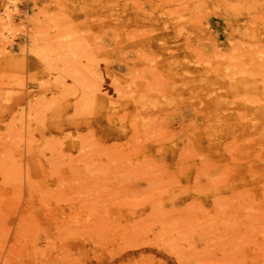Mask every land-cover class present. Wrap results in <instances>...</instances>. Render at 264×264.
I'll list each match as a JSON object with an SVG mask.
<instances>
[{
    "label": "rangeland",
    "instance_id": "374dc122",
    "mask_svg": "<svg viewBox=\"0 0 264 264\" xmlns=\"http://www.w3.org/2000/svg\"><path fill=\"white\" fill-rule=\"evenodd\" d=\"M171 1L16 0L11 50L0 51V86H12L0 99V264H264V141L209 136L232 117L228 102L258 96L211 106L219 89L200 78L230 67L262 87L252 56L264 34L228 12H252L264 30V0H200L190 30L148 19ZM59 33L77 57L46 64L29 51L54 48ZM129 88L160 102L139 114L127 97L109 103Z\"/></svg>",
    "mask_w": 264,
    "mask_h": 264
},
{
    "label": "bare ground",
    "instance_id": "6f19581e",
    "mask_svg": "<svg viewBox=\"0 0 264 264\" xmlns=\"http://www.w3.org/2000/svg\"><path fill=\"white\" fill-rule=\"evenodd\" d=\"M210 1H218V2H225V4L228 3L231 4L237 0H210ZM238 1L254 2L255 0H238ZM120 2L121 5L119 1H116V5H118L122 9V11L132 12V15L134 14L136 9L134 6L130 5L129 3L126 4V1H120ZM199 4H200V0H174L167 3L165 2L161 8L157 9L154 12L153 11L149 12L150 14L148 16V19L156 22L162 27H171L173 29L184 28L186 30H190V28L192 29L194 27L199 26V23L195 22L196 20H194V16L196 14V12L194 11L197 9L196 6ZM189 5H192L193 8ZM16 9H17L16 0H2L0 7V42L2 43L0 48L1 53L4 52L6 54L11 50L10 46L12 45V41H13V33H12L13 31L9 25L12 21V17ZM228 13L232 14V19L235 25L238 26V28L244 29L246 30V32L255 29L258 30L256 32L257 34L258 33L264 34V30H260V28H257V26L254 25V20L250 18V14H252V12H228ZM57 38L60 39V42L54 48L49 45L45 47L40 44L39 45L34 44L33 47H30L29 51L39 55V57L42 60H44L46 64H48L49 57L51 54L54 55L57 53L58 54L63 53L65 57H70V58L71 57L75 58L78 56L77 49L79 48V44L70 41L69 35L67 33H59ZM231 58L232 56H230V59ZM252 58H256V59H260V61H264V48L260 51H255L254 56H252ZM82 64L85 68L86 62L84 61L82 62ZM49 73L55 79L58 78L61 79L62 77V75L52 67L49 68ZM224 73H217L212 77H207L204 74L200 75L201 81L204 84L209 85L208 88H211V91H208L209 93H211L213 89H219L215 97L206 100V102L210 103L211 106L212 105L215 106L217 104L223 103L224 101L223 100L221 101V99H223L224 95H226L227 93L229 95H232L234 93H238V91L240 90L245 91L247 89H251L255 91L256 96H258V98H255L251 102L245 98L240 102H232V103L228 102V104L231 106L230 111L232 113V117L229 116L226 122L219 123L218 124L219 126H215L217 128L219 127L220 129L217 130L214 127H212V129H214V133L220 131V133L222 132L224 134H229L230 133L229 131H232L235 134L237 133L243 136L252 134L253 136H255L257 142H260V139L264 141V77H262V81H261L263 87L262 88L257 83L258 80H248V78H246L245 76L236 77L235 76L236 72H234L230 67L226 68ZM17 88L19 91H22L21 85H19ZM11 89L12 86L9 84V82L7 83V86H0V99H2L3 96H7L9 93H11ZM77 95H79L82 98L83 93L78 91ZM80 97L79 99L82 100ZM119 97L128 98L129 100L128 103L131 105L134 114L135 113L139 114V112H141L142 110L154 106L156 102H160V99L158 97L153 95L151 96V94H148L147 92L143 91V89H139V88L126 89L124 91V94L121 95L118 94L114 98L109 97L108 101L110 104L115 105L118 103ZM15 112L18 114L19 117L18 126H17L19 130H24L25 132L26 131L29 132L30 131L29 127L31 125V120L33 117L30 108L26 110L23 109L21 106ZM241 117L248 118V121L242 123L236 121L235 124H230V122H228L233 119L237 120L238 118ZM220 133L217 134L209 133V136H213L212 138H217L219 137ZM8 140L10 141L11 139L8 138ZM27 140H26L27 143L26 145H24V147L26 148L27 151H29L30 149ZM15 145L18 146L16 148H18V153L21 154V149H20L21 144L15 141Z\"/></svg>",
    "mask_w": 264,
    "mask_h": 264
}]
</instances>
